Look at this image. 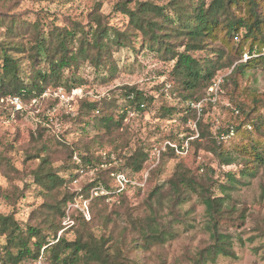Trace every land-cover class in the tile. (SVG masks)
I'll return each instance as SVG.
<instances>
[{
	"label": "trees",
	"instance_id": "1",
	"mask_svg": "<svg viewBox=\"0 0 264 264\" xmlns=\"http://www.w3.org/2000/svg\"><path fill=\"white\" fill-rule=\"evenodd\" d=\"M18 1L0 0V99L15 95L29 104L39 98V121L30 133L32 146L25 154L26 161H36L37 165L28 173L30 182H25L22 189L0 188V198L14 205L25 198L28 190H39L44 202L24 223L14 213L0 214V264H25L40 255L44 264H143L131 255L162 246L173 234L157 227L156 216L131 217L128 194L141 191L156 178L163 170L164 159H180L177 152L183 151L184 142L196 152H212L226 166L233 164V153L241 161L238 172H226L221 182L207 184L200 182L181 161L175 165L168 179L174 203L182 204L195 195L205 207L208 219L210 243L196 251L188 264L214 263L219 257L235 259L232 236L220 232V224L242 223L243 210L235 217L236 208L227 191L246 184L264 169V110L258 108L264 107V94L245 92L239 84L248 69L264 61V0H167L162 6L145 1L136 2L132 8V0H122L112 8L113 13L126 19L121 27L109 24L99 12L100 4L95 5L87 24L70 20L58 25L46 15L28 21L11 13ZM121 49L136 57L151 54L164 63L167 82L181 106L160 105L155 118L181 115L183 125L188 120L196 121L198 111L191 104L203 99L218 73L231 70L222 80V88L231 94L243 91L251 100V106L239 102L245 118L235 133L242 141L233 143L229 151L201 118L195 123L196 139L189 140L193 134L189 129L184 130L181 139L173 132L163 137L177 145H166L155 166L156 144L148 148L141 145L124 156L129 147V126L124 123L128 112L142 115L155 101L134 86H121L97 101L87 96L76 99L75 117L62 113L63 122H72L75 132H79L77 142H67L60 129L45 116L57 101L40 96L48 89L61 88L70 93L84 84L113 83L119 69L114 54ZM197 53L200 55L196 56ZM242 54L249 56L245 63L238 62ZM84 67L92 70L91 80L84 76ZM200 112L205 115L206 110L201 108ZM62 124L61 121L60 128ZM90 132L94 133L92 137ZM121 159L122 165H113ZM56 161L65 167V174L54 167ZM6 169L18 174L9 159L0 156V170ZM146 172L148 176L140 186ZM118 173L136 183H126L121 188L114 182ZM81 175L88 178L87 183L78 191L72 190L74 184L80 183ZM158 187L148 195V206L158 195ZM96 188L105 194L92 197L89 220L78 209L67 215L69 203L79 197L88 199ZM120 210L129 216V227L116 226L114 217ZM66 219L72 225H63Z\"/></svg>",
	"mask_w": 264,
	"mask_h": 264
},
{
	"label": "rangeland",
	"instance_id": "2",
	"mask_svg": "<svg viewBox=\"0 0 264 264\" xmlns=\"http://www.w3.org/2000/svg\"><path fill=\"white\" fill-rule=\"evenodd\" d=\"M120 1L122 0H19L12 8L11 13H15L28 21H34L36 16L46 15L50 22L58 25L66 24L70 20L84 25L89 22L88 16L94 10L95 5L100 4L99 12L106 16L109 24L121 27L126 22V19L112 11L114 5ZM145 1L153 2L159 6L167 3V0H132L129 6L132 8L136 2ZM199 55V53L196 54V56ZM262 55L264 56V52ZM248 58L247 54H242L241 60L238 62L245 63ZM114 59L119 69L113 83L101 85L96 82L90 85L84 84L77 89H82V97L87 96L96 101L105 95H110L112 91H117L114 89L121 86H134L138 90L143 91L146 96L154 97L155 103L148 111L142 115L128 112L124 122L129 126V135L127 136L129 147L125 149L124 156L129 155L141 145L148 148L147 146L152 147L153 144H156L157 147L154 152L155 163L153 166L158 163L159 152L164 150L166 145L172 147L177 145V143L172 145L174 142L167 141L163 137L173 132L178 134V139H181L184 136L182 134L184 130L189 129L193 132L189 140H194L198 137L195 123L201 118L217 140L224 143L231 151L233 143L242 141V138L235 133V128L242 125L245 118V112L239 108V102L243 101L251 106V100L243 91L251 94H264L263 61L256 64L254 68L248 69L245 75L240 78L239 84L243 90L241 93L239 91L233 94L226 93L221 83L231 70L219 72L214 80V83L221 81L216 102L213 103L208 100L207 90L203 99L198 102L200 103V109L206 110V113L205 115L201 112L199 114L197 110L196 121L188 120L183 125L182 121L179 120L181 115H173L171 119L158 120L155 115L160 105L167 107L181 106L172 85L167 82V75L164 73V63L158 61L151 54L136 57L127 49H121L115 53ZM82 72L88 80H91L94 76L92 70L88 67H84ZM160 72H163V74H159ZM76 99L73 103L71 114H69L72 117L77 115ZM34 108L30 104L25 103L24 113L14 115L9 107L0 104V156L9 159L11 166L18 172V174H13L8 172L7 169L5 171L0 170V188L3 190H10L13 186L22 189L25 182H30V178L28 179L27 177L29 171L37 165L36 161H26L25 159V154L32 146L29 144L30 133L35 131L39 121V117H37L39 106L36 107V110ZM258 108L261 112L264 110L262 105ZM64 112V109L60 107L56 110L53 125L60 129L63 138L67 142H77L79 132H75L76 125L69 121L63 122L60 118ZM61 121L63 123L62 128H60ZM247 129L250 131L251 127L248 126ZM231 130L232 134L227 137L226 135ZM93 134V132H90L89 136L92 137ZM222 135L223 139H221ZM177 153L180 159H164L165 162L161 173L156 178H153L141 191L130 192L127 197L131 217L156 216L157 227L159 229H168L173 234L172 238L167 240L164 245L152 247L148 252H137L131 255L132 258L140 260L143 264H158L162 259L165 264L179 262L188 264L189 259L195 255L196 251L210 243L205 207L197 196L192 195L190 199L182 204L174 203L168 179L172 176L175 165L181 161L192 170L200 182L205 184L221 182L226 172H238L241 165V161L235 153L231 155L234 160L233 164L226 166L222 159L212 152L204 149H199L196 152L195 148L187 144V142H184L183 151H178ZM114 164L122 165L123 160H117ZM53 165L57 170L65 174V167L62 166L60 161L54 162ZM117 175H123L127 183H136L123 173H118ZM147 176L148 172L143 175V183L139 184L140 186L144 185ZM79 180L80 183L74 184L71 187L72 190H80L81 186L87 183L88 178L85 175H81ZM114 182L118 184L116 177ZM155 186L160 188L158 195L151 199L148 206L146 199ZM96 193L105 194L101 188L93 189L88 199L83 200L79 199V197L76 202L69 203L65 210L67 215L70 216L75 209H78L82 212L85 219L89 220V205ZM227 193L232 198L233 205L236 208L235 217L238 216L239 210H243L242 223L222 221L220 224V232L232 236V248L236 258L219 257L214 263L209 264H264V169L259 170L255 177L249 178L246 184H239L235 190H228ZM43 202L44 200L40 196L39 190H28L25 193V198L20 199L14 205L0 198V214L14 213L15 218L19 222L24 223L28 220L30 214ZM110 210L111 208H109ZM114 219L118 228L129 227L130 218L125 210H120ZM63 225L70 226L72 221L66 219ZM2 243L3 240L0 239V245Z\"/></svg>",
	"mask_w": 264,
	"mask_h": 264
},
{
	"label": "built area",
	"instance_id": "3",
	"mask_svg": "<svg viewBox=\"0 0 264 264\" xmlns=\"http://www.w3.org/2000/svg\"><path fill=\"white\" fill-rule=\"evenodd\" d=\"M220 82L214 83L211 87L208 88V100L211 102H216L217 99V93L220 86ZM40 98H50L57 101L56 105L52 106L51 109H48L46 111L45 116L48 118L49 123L54 122V114L56 110L60 107L64 109L66 114H71L73 103L75 102L76 98L81 99L82 98V89H73L70 93H67L61 88H58L56 90H45ZM0 104L5 105L10 108L12 114H23L25 111V103L23 99L20 96L15 95H7L4 98L0 99ZM31 107H37L39 104V98H34L30 101ZM191 107L200 110V103H192ZM13 115V116H14ZM229 134H232V130L226 135L228 137ZM221 139H223V135L221 136ZM117 178V182L120 187L123 188V186L127 183L123 175H114ZM25 264H44V257L40 255V257L36 260L29 261Z\"/></svg>",
	"mask_w": 264,
	"mask_h": 264
}]
</instances>
